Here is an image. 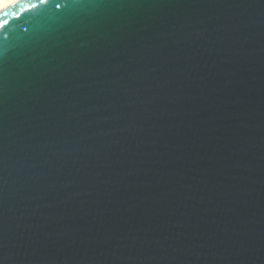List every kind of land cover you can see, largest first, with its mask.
Listing matches in <instances>:
<instances>
[{"label": "water", "instance_id": "obj_1", "mask_svg": "<svg viewBox=\"0 0 264 264\" xmlns=\"http://www.w3.org/2000/svg\"><path fill=\"white\" fill-rule=\"evenodd\" d=\"M56 2L0 12V264H264V0Z\"/></svg>", "mask_w": 264, "mask_h": 264}, {"label": "snow or ice", "instance_id": "obj_2", "mask_svg": "<svg viewBox=\"0 0 264 264\" xmlns=\"http://www.w3.org/2000/svg\"><path fill=\"white\" fill-rule=\"evenodd\" d=\"M49 0H32L27 7L20 8L19 11H14L16 5L19 4V0H0V7L4 9V16L8 15V11H13V17L22 15L24 12H30L32 9H38L41 5L48 4ZM89 3V0H64V3L56 2L54 7L57 10V15L62 14L64 9H84ZM8 24V20H0V29H5ZM7 34L3 35V40H7Z\"/></svg>", "mask_w": 264, "mask_h": 264}, {"label": "bare ground", "instance_id": "obj_3", "mask_svg": "<svg viewBox=\"0 0 264 264\" xmlns=\"http://www.w3.org/2000/svg\"><path fill=\"white\" fill-rule=\"evenodd\" d=\"M20 1V0H19ZM2 10H4L2 7H0V12L2 11Z\"/></svg>", "mask_w": 264, "mask_h": 264}]
</instances>
